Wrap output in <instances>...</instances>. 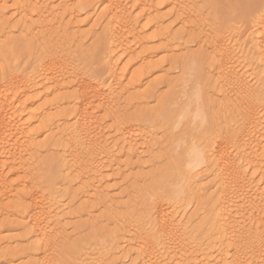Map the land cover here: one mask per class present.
I'll return each mask as SVG.
<instances>
[{
    "label": "bare ground",
    "instance_id": "1",
    "mask_svg": "<svg viewBox=\"0 0 264 264\" xmlns=\"http://www.w3.org/2000/svg\"><path fill=\"white\" fill-rule=\"evenodd\" d=\"M12 1L19 18L13 25L9 20L0 24V39L5 46L18 41L10 37L15 28L22 26V42L26 34L31 36L36 26L32 28L28 23L34 16L46 21L48 16L45 14L50 16L62 11V15L72 20L82 12L94 13L98 7L100 12L93 28L83 34L65 32L63 40L69 44L83 35L94 38L95 29L101 27L105 53L98 50L96 59L103 66L105 79H91L77 66L67 64L64 57V60L57 57L55 51L61 44L53 43L44 31L45 21L41 26L43 35L39 36L43 55L38 57L36 64L24 75L16 74L18 69L16 67L14 71L16 65L13 64L0 75V216L6 219L14 216L18 228L31 239L26 248L12 249L8 245L9 239L2 236L9 229V222L4 219L0 224V242L6 245L1 248L0 260L9 264L13 255L25 252L30 258L28 264H63L57 260L59 252L73 248L66 235L57 236V239L49 234L53 229L64 227L71 219L70 216L58 217V207L51 199L54 195L51 191L43 192L49 188L52 178L37 184L41 187L40 192L35 190L34 184L11 180L21 173L30 176L32 170H36L32 160L44 153L48 160L44 159L40 165L48 166L50 176L55 178L65 171L72 173V179L73 173L78 175L80 185L73 195H90L105 208L109 214L107 220L123 213L125 217H121L128 221V226L134 224L121 234H131L134 241L125 240L128 248H119V257L114 240L117 232L112 229L105 232L111 239L107 242L110 249L107 247L106 252L103 247L105 253H102L108 264H116L122 258L125 261L132 254L136 256L135 262L132 261L135 264H264V0H222L226 2L223 17L228 29H225L226 33L212 30L203 38L199 37L200 29L191 35L184 30L187 25L188 28L197 27L189 22L194 18L191 13L199 12L198 9L189 10L195 0H81L77 4H74L76 0H61L59 6L52 7L55 11L48 7L50 0ZM8 2L0 0V17H5ZM165 5L168 9L161 13L159 8ZM175 13L177 17L184 15L181 17L184 29L171 35V24H166L165 17L171 18ZM242 21L251 24L250 36L237 46H230L227 40L235 29L229 27ZM201 32L205 36L202 25ZM52 44L56 46L54 51ZM76 44L78 50L84 45ZM152 44L158 47L145 51L148 59L142 58L144 61L136 68H140V72L134 73L124 86L123 79L133 67L128 63L120 67V57L131 56L132 46L140 49ZM194 44L195 50L191 49ZM172 45L183 47L181 53L169 61L170 69L164 70L159 66L161 63H153V58L170 54ZM155 70L162 73L156 80L158 83L155 81L152 88L141 91L145 76L156 73ZM176 71L179 74H175ZM249 78L255 80L254 86L249 83ZM159 86L165 88L164 93H160ZM38 99L41 102L35 106ZM149 99L151 104H156L153 110L149 107ZM135 105L144 108L138 109ZM134 108L144 110L146 124H137V113H131ZM34 123L41 127L40 132L47 136L48 142L35 141L39 129L30 128ZM144 127L148 129L143 130ZM157 129L164 133L163 136L159 131L163 137L160 141L152 134ZM151 140L164 145L166 153L160 158L147 154L153 162L147 166L156 169L147 178L143 170L147 167L138 163L146 155L140 159L139 151H149ZM64 145L65 156L53 155L52 152ZM116 151L127 159L125 167L132 165L137 170L127 178L132 179L127 187H132L133 197L131 195L128 202L126 196L123 204H115L112 198L103 196L107 191L103 184L108 181L103 173L113 172L115 166L120 168L116 163ZM120 156L119 159L123 158ZM208 178L214 188L211 193H206L208 183L204 182ZM194 183H197L198 196L204 197L202 206L210 212L209 234L202 223L192 227L200 221L196 218L198 211L185 217ZM67 194L70 195L69 191ZM194 197L196 194L192 199ZM92 198L87 200L92 201ZM11 200L14 205L6 206L5 202ZM71 213L73 215V211ZM204 217L200 216L201 220ZM194 231L206 235L201 237L204 242L196 239L199 234L193 237Z\"/></svg>",
    "mask_w": 264,
    "mask_h": 264
},
{
    "label": "rangeland",
    "instance_id": "2",
    "mask_svg": "<svg viewBox=\"0 0 264 264\" xmlns=\"http://www.w3.org/2000/svg\"><path fill=\"white\" fill-rule=\"evenodd\" d=\"M80 1L81 0H76V3H74V1H73V3L74 4H77V2L80 3ZM154 1L155 2H158V0H153V2ZM194 2L195 3L193 4V6L190 4L192 7L190 6L189 7L190 8L189 10H190V12H193L195 9H198L199 12L196 13V11H195V14H194V12L191 13V14H193L194 18L193 19H190L189 22H192L193 25H195L197 27L196 28L195 27L194 28H192V27H189L188 28V25H187V28L188 29L186 27H185V29L182 28V18H184V15H181V17H182L181 18L180 15H179V17H177L176 16V13H175V15L173 14V16L171 18L168 17V16L165 17L166 24L167 23H170L171 24L170 25L171 26L170 27V29H171L170 30L171 31V35L174 34V33H179L181 31V29H184L185 31H187L186 33L189 34V35L197 33L198 30H196V29H200L199 30L200 31L199 37L201 36L200 38L209 36L211 34L212 30H216L217 32H221V33H226L225 32V29H228V27H227V25L225 23L226 19L224 21V17H223V12H224L223 10L226 9V2L225 1L223 2L222 0H195ZM59 3H61V0L60 1L59 0H53V1L50 0V2L48 4V7L50 9L52 7L56 8L57 6L60 5ZM191 3H192V1H191ZM14 4H15L14 1H12V0L10 1L9 0L8 5H7L8 6V9L7 10L9 12L6 11V13H5L6 15H4L5 17H0V24L3 23L6 20H9L11 22V25H13V24H15L17 22V20H18L19 17L16 14L17 13L16 12V9H15L16 6ZM193 7H194V9H192ZM24 8H25V10L26 9L29 10L28 7H24ZM54 8H52V10ZM97 9L95 10L96 12L94 11V13H93V11H91V13L89 11L88 14L85 13V12H82L81 15L79 14V16H76L74 18L72 17V20H71V18H69L67 16L65 17L64 14L62 15V11H58V13L55 12V14L53 12L52 14H50V16L48 14H45V15L48 16V18L44 15V18L46 17V21H45V19H41L43 22L41 20L37 19L38 17L34 16L32 18V22L28 23V25L30 27H32L33 25L36 26V28H34V30L36 29L34 31L35 33L32 31L31 36H30V33L28 35L26 34L25 37L27 36V38L24 37V42L21 41V37H23L24 34H23V36H22V34L20 35V31L22 30V26L19 27V28L13 29L12 30V33L10 34V37L11 38H13V37L16 38V40H18L19 42L16 41L13 44H10L8 46H5V44H2V40L0 39V75L2 76L3 75L2 73H4V71L7 70V67L9 65H12V64H13V66L16 65L14 67V71H16L18 69L17 72H16V74H18V75H20V73H22L21 75H24V74H26L27 72L30 71V69L32 68V66H34L36 64V62L38 61V59L43 55V54H41L42 53V48H43V46H42L43 43H42V39L39 36H42L43 35L41 33V31H43V29H44V31H47V33L49 34V36H51V39L54 40L53 43H56L57 42V44L58 43L61 44L60 47L57 46V48H56L57 50L55 51L56 53L58 51V54L55 53V55L57 57H60V58L64 57L65 60L63 58L62 59L64 61H66L67 64L70 63L72 66H74V65L77 66L79 70H81L82 72H84V74L87 75V76H89L91 79H94V78L97 79V80H101L103 78L105 79V76H103V74H102L103 66L96 59V52L98 50H102V51L105 50V44H104V42L102 40L103 37H102L101 31H100L101 30L100 29L101 27L100 28L97 27V29H95L97 31H96V34L94 35V38H91V36L90 37L89 36L85 37L83 35L80 38L79 37L76 38V40H75L74 43L72 42V43H69V44H65L64 43V40H63V38L65 37V34H66L65 32H68V34H76L77 32H80V33L83 34L85 32H88L91 27L93 28V26L95 25V22H96L97 15L100 12V9L98 7H97ZM167 9H168V7L165 5V6H163V8H159V11L160 12L162 11L161 13H165V11ZM53 11H55V9ZM13 13H14V15H13ZM22 13H23V11H22ZM179 13H181V12H179ZM167 19H169V21ZM44 21H45V23H44ZM180 21H181V24H180ZM70 22H71V24H70ZM42 23H44V24L47 25L45 27L43 26V29H42L41 26L44 25V24H42ZM78 23H80V24H78ZM199 23L202 25V31L203 32H206L205 33V36H203L204 34L201 32V25ZM37 26H39V27H37ZM69 26H70V28H69ZM250 26H251V24H249L248 21H242V22H238V23H232L229 28H232L231 30L235 29V31H234V33H230L229 32L230 33L229 35L232 38V40H231V38H229L227 40V42L229 41L228 43L230 44V46H237L239 43H241L244 40H246L248 38V36H250V33L252 31V30L251 31L249 30V27ZM40 27H41V29H40ZM37 30L40 32L39 34H41V35L38 34V31ZM95 30H93V31H95ZM33 33H34V37H33ZM144 34H145V32H144ZM31 38L33 40L37 41V43H35L34 41H32ZM38 40L41 41L40 42L41 45L38 42ZM76 43H79L81 45L84 44V45H83V47L80 50H78V47H76V45H77ZM37 44H39V45H37ZM53 45L54 44H52V46ZM172 46H173L172 47V52L170 54H165V55L164 54H161V55L159 54V55H157V57H154L156 59L153 58V63L154 62L155 63L159 62V63H161V65L159 64V66L163 67L164 70L170 69V65H169L170 62L169 61H171V58L173 59V57L179 55V53H181L180 52V50L182 49L181 47H183V46H180L179 47L178 45H172ZM55 47L56 46L54 45V48H52L53 51L55 50ZM154 47L157 48L158 45L157 44H152L150 46L148 45V46L142 47L140 49L136 48L135 46L134 47L132 46V49H131L132 52L131 53H133L134 55L133 54H130L131 56H129V57H124V56L123 57L122 56L120 57V59L122 60L120 67L122 65H124L125 63H128L130 67H133L131 69L129 67L130 74L129 75L127 74L126 75L127 78L126 79L125 78L123 79L124 80V82H123L124 83V86L127 85L129 79H131V77H132V75L134 73L137 74L138 72H140V70H139L140 68L139 69H136V68L138 67L140 61L141 62L144 61L142 58H145V60L148 59L149 56L147 57V55H146L147 52H145V51L148 50V49H150V48H154ZM191 47H192L191 49H194V50L197 49V46L195 44L192 45ZM39 48H40V53H39ZM37 51H38V53H37ZM104 53H105V51H104ZM136 56L138 58H136ZM67 57H68V59H67ZM134 58H136V59L133 60ZM137 62H138V64H137ZM171 64H172V62H171ZM16 67H17V69H15ZM155 71H157V70H155ZM157 72L156 73L154 72V74H152V75H149V73H148V75L145 76V79L146 80L145 79L143 80L144 81V87L141 89V91L144 90L147 87H150L151 84L154 83L160 77V75L162 73H159V71H157ZM175 74H179V73L176 71ZM1 79L2 78L0 77V80ZM252 80L253 79H251V81H250V78H249V81H250L249 83L254 86L255 80L254 81H252ZM155 83H158V81H156ZM151 88H152V86H151ZM164 90H165V88L159 86L160 93H164L165 92ZM38 100H36L37 103L35 101V106H37L36 104H38V103L41 102L40 100L39 101ZM150 101H152V100L149 99L148 102H150ZM149 107L153 110V109L156 108V104H154L153 102L151 104V102H150L149 103ZM135 108L143 109L144 107H143V105L142 106L135 105ZM135 108H134V110L131 113H133V112L137 113V118L139 120L137 124L138 125H144V124H146L145 121L143 120L144 110H138V111H136ZM107 125L109 127H111L112 126V123H108ZM37 127H38L39 130H37L38 135L36 136L35 141L37 143L48 142L47 136H45L43 132H40L42 130L41 127H39L37 124H35V125L31 124L30 125V128H37ZM147 129H148L147 127H144L143 130H147ZM161 130L162 129H157V131L156 130H153V131H155V132H152V134L155 135V136H153V137H155L154 139H156V138L158 140L161 139V138L163 139L162 134L164 136V133H162ZM198 132H200V130H198ZM158 140H156V144H155V141H152V140H151L152 142L151 141L149 142V145L150 144L153 145V146L150 145V147H149L150 154H149L148 149H146V150L145 149H142L143 152H140L142 150L139 151V153H141V154H139L140 155L139 156L140 159H141V157H143V156L146 155L145 157H143L141 159V162L138 161V163L139 164L142 163V164L145 165V167H147V168H144L143 169L144 170V173H147L146 174V176H148L147 178L150 177V175H151L150 173L151 172H154V170H156V169H154V167L152 169L149 166H147V165H149V164L151 165V163H153L152 161H150V159H148L147 156L148 155H151V156L160 158V157H162L164 155V152L166 153V150L163 148L164 145L162 146V144H158ZM158 146H160V148ZM65 148H66L65 145L64 146H61V147H59L56 150V152H52V153H53V155H57L58 157L65 156L67 154V153H65L66 152ZM162 150H163V152H162ZM151 151H152V153H151ZM41 154L39 155L40 157L39 156L37 157L39 159L36 158L37 161L35 159H33L32 162L30 161L31 163L34 164L33 167L36 169V170H32V172H34V173L31 172V175L30 176H28L27 174H22L21 173L20 175H17V176L12 177L11 180H17V181H20L21 180V181L26 182L27 185L34 184L35 185L34 188H36L35 190L37 192H40L41 191V187H39L37 184H39L44 179L47 180L49 178H52V179H49V182L51 181L49 183V185L51 187L48 186L49 188L48 189H45V191H43V192H48V191L50 192L51 191V193L54 195V196H51V197H53L51 199H53L52 202L53 203H56V207H58V209H57V211H58V217H62V218L65 217L66 218L67 216H70L71 219H69V220L66 221L67 224L64 227H63V225L60 226V228L57 229L58 231L56 229L55 230L53 229V230H51L52 232L50 231L49 234L54 235V237L55 236L56 237L57 236L62 237L61 235H66L68 237L67 239L69 240V242H71L72 245H73V248L70 251H68L67 249H63V250L61 249V251L59 252V254L57 256L58 262H61L63 264L64 263H67V262H69V264H87V263L88 264H95V263L96 264H108L105 261V258L106 257H103L104 254L102 255V253H105L104 251L107 252L110 249L108 247L109 245H108L107 242H108V240L111 241V239L106 235L105 232H107L108 230L111 231V229L114 230L115 232H117V233H115L116 236H117V234L120 235V237L118 235L117 237L115 236V238H114L115 243H116L115 247H117L118 252H119V248H120V250H122V249L127 250V248H128L127 246L128 245L126 243H124V242H125V240H127V241L128 240H132V238L130 236L131 234L129 235L128 233H126L125 235H126L127 238H125V235L123 236L121 234L124 233L126 231V229L128 230V227L130 225H131V227H134V224L133 223H129V226H128V224H127L128 221H125L126 219L124 220L123 217H125V214L123 215V213H121L122 215L121 214L120 215H117V218L114 217L113 219H110L111 221L110 220H107L109 214L106 213V211L104 210L105 208L102 206V204H101V206L98 205V203L96 201H94V199L90 195H89V197H86V194L83 195V196H79V197L75 196L76 194L73 195L79 189L78 186L80 185V183H79V180H78V177H77L78 175L76 173H73L74 174V179H72L73 178V175H70L72 173L71 172H68V171H65L63 173H59L60 175L59 174L57 176L55 175L56 176L55 178L52 177V176H50V169H48V166H46V165H43V166L40 165V164H42V161H44V159L45 160H48V159L45 158V154L44 153H41ZM115 154L117 156L116 157V163H118V166L120 165V168L118 167L119 168L118 169L117 166H115V167H113L115 169L113 172L103 173V176L105 174L106 177H108V179H107L108 181H105L104 184H103V187H106V190L108 192L106 191L105 194H103V196L106 195V198H110V199L112 198L113 199V202L115 204H121L122 201L126 202V196H127V201H128V199L131 200V198L133 197V194H132L133 193L132 192L133 190L131 189L132 187L131 186H130L131 188L130 187L129 188L127 187V185L129 186V181L132 180V179H130V178L127 179V178H128V175L132 174L133 172L135 173V171H137V170L135 168H132V165L131 166L129 165L132 169L130 167H125V163H127L125 161L127 159L124 156H122L123 155L122 153H118V151H116ZM119 156L120 157H123V158H120L119 159ZM39 161H41V163ZM135 161H136V159L135 160L133 159V162H135ZM151 169H152V171H150ZM46 177H48V178H46ZM126 179L128 180L127 183H126V181H127ZM205 180L206 181L204 183H208V184H206V186L208 185L207 186L208 187L207 189H209V191H207L206 193L213 192L214 188H212L211 185L209 184L211 178L210 179L208 178V179H205ZM86 181H88V180L86 179ZM59 183H60V185H57ZM47 185H48V183H47ZM130 185H131V182H130ZM196 185H197V183H194L193 184V187L195 189L192 191L193 194L190 195V197L188 199V202L190 204L188 203L189 204L188 205L189 207L187 206L188 208H186V215H185V217L188 218L189 216H187V214L190 215L191 213H194L195 210L198 211L197 212L198 217L196 216V218H198V221L199 220L200 221L199 222L196 221L195 222L196 224L194 223V224H192L193 226L192 225L191 226L192 227H195V226L198 225V223H200V224L202 223L203 225H206V227L204 226L203 228L206 229V233L208 231V234H209V232H210V225L209 224L210 223L208 222L209 221L208 217L210 218V212L207 210L206 207L202 206V203L204 201V197L201 198V197L198 196L199 195V192H197V189L195 187ZM261 186L263 187V185H261ZM19 189H22V187L19 188ZM129 189H130V191H129ZM68 191H69V194L70 195L67 194ZM195 191H196V193H195ZM129 192H130V195H129ZM123 193H126V195L123 194ZM195 194H196V197L197 198L199 197L198 198L199 200L196 197H194V199H192L193 196H195ZM131 195H132V197H130ZM87 198H89V199L92 198V201H90L89 199L87 200ZM122 198H124V199H122ZM84 199H85V201H84ZM194 200H196V201H194ZM87 202L89 203V205L86 204ZM197 202H199V203H197ZM14 203L15 202H13V200H11L9 202L8 201L5 202L6 206H8V207L13 206ZM83 204H84V206H83ZM122 204H123V202H122ZM163 205L165 207L166 204H163ZM179 205L180 204H178V206ZM93 206H94V208H92ZM201 206H202V208H201ZM101 207H102L103 210L101 209ZM81 208H84L85 210H83ZM166 208H167V206H166ZM178 210H180V209H178ZM72 211H73V215L71 213ZM75 211L78 212V213H76ZM203 213H205V214H203ZM0 214L2 215V213H0ZM203 215L204 216L206 215L207 218L204 217ZM92 216L96 220H94V218H92ZM121 216H123V217H121ZM200 216L204 217V220H201L203 218H200ZM89 217L91 219H93V221L91 219H89ZM104 217H105V219H104ZM115 218L117 219L116 222L114 220ZM121 218H122V220H121ZM4 219H6L5 216H0V224L3 222ZM6 220L9 222L8 223V226H9L8 228L9 229H7L6 230V233L3 234L2 236H5V237H7L9 239L8 242H10V243L8 245L12 249H17V250H19V248L20 249L26 248L27 245L29 246L31 239L27 236V234H25V232H24L23 229L18 228L17 224L15 223L16 222L15 217L13 216V217L7 218ZM88 220H89V223H88ZM104 220H105V222H104ZM118 220H121V221H118ZM96 221H97V223H96ZM108 221L109 222H112L113 224L111 223L112 225L109 226L108 225L109 224ZM202 221H204V222H202ZM90 222H91V224H90ZM119 222H120V224H119V227H118V223ZM87 223L89 225H87ZM114 224L117 225L116 228L118 229V231H117L116 228H115L116 230L113 229L114 226H115ZM81 225H83L84 228ZM90 225H92L93 228ZM96 225H98L99 227L96 226ZM104 225H105V227H104ZM121 225H122V227H121ZM207 225H209V227H207ZM76 226H77V229H76ZM78 227L80 228V230H78L79 229ZM109 227H111V228H109ZM131 227H129V229ZM123 229H124V231H123ZM22 230H23V232H22ZM197 234L200 235V239H199V235L197 236ZM194 235H196L197 238ZM193 237L196 238V239H198L199 242H204V239H202L201 237L205 238L206 235L205 236H202L200 233H198V232L195 233V231H194ZM57 239H59V238L57 237ZM132 241H134V240H132ZM101 243L103 245L102 246H99ZM119 243L122 244V245H120ZM104 244H105V246H104ZM5 245H6V243L0 242V246H1L0 247V253H1V248H4ZM121 246H123V247H121ZM103 247L106 248V249L104 250ZM107 247L109 249H107ZM118 252L116 253L117 254L116 255L117 257H119L121 255V253L120 252L118 253ZM18 254L19 255L16 254V256L15 255L12 256V259H10V262L11 263L9 262V264H28L30 262V258H28L27 254L25 252L24 253H21V254H20V252H18ZM0 256H2V254H0ZM133 257H134V260H133ZM135 260H136V256H135V254H132V256H128V258H126L125 261L122 258L116 264H135L134 263ZM132 261H134V262H132ZM6 263L8 264V262H6ZM6 263H4L2 260H0V264H6Z\"/></svg>",
    "mask_w": 264,
    "mask_h": 264
}]
</instances>
